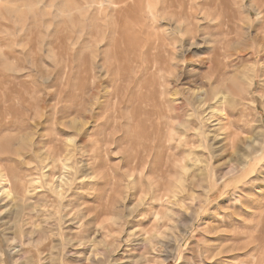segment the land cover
Instances as JSON below:
<instances>
[{"label":"rangeland","instance_id":"obj_1","mask_svg":"<svg viewBox=\"0 0 264 264\" xmlns=\"http://www.w3.org/2000/svg\"><path fill=\"white\" fill-rule=\"evenodd\" d=\"M255 37L264 0H0V264H264Z\"/></svg>","mask_w":264,"mask_h":264},{"label":"bare ground","instance_id":"obj_2","mask_svg":"<svg viewBox=\"0 0 264 264\" xmlns=\"http://www.w3.org/2000/svg\"><path fill=\"white\" fill-rule=\"evenodd\" d=\"M212 2V1H211ZM180 8H182L183 10H186L187 11V13L188 14H190L189 16H192L196 11L194 10V8H191L190 7V5H189V3H181V5L179 6ZM191 8V9H190ZM227 8H229V6L227 7ZM230 12V11H229ZM226 25H228V23L226 24ZM255 39L260 43V45L261 44H263V42L264 41H262V40H260L258 37H255ZM201 43V42H200ZM252 44V43H251ZM253 46V45H252ZM261 47H263V46H261ZM260 47V48H261ZM253 48V47H252ZM255 48V47H254ZM249 50V49H248ZM261 50H264V49H261ZM262 52V51H261ZM245 53H246V51L245 50H242V51H240V52H238L237 54H236V57H244L245 56ZM249 54H250V56L249 57H247V59L249 60V59H255L256 58V56H257V51H254V50H250L249 51ZM232 57V56H231ZM227 60H228V58H227ZM206 65V64H205ZM228 65V64H227ZM260 72V71H259ZM259 74V73H258ZM238 75H239V77H238ZM235 74L234 76H233V78H232V84L233 85H231L232 86V88H231V86L229 87V89L230 90H235V91H239L238 89H239V87H241V79H245V78H247L248 79V81L250 82V85L249 86H253L254 85V82H255V69H254V66H252L251 67V69H250V74L249 73H246V71H239V74ZM245 84V83H244ZM250 87V88H251ZM230 90H228V91H230ZM240 90H241V88H240ZM180 105V104H179ZM182 106V105H181ZM205 109V108H204ZM189 112V111H188ZM185 113H187V112H185ZM202 113V112H201ZM188 114V113H187ZM189 115H191L190 113H189ZM166 116V115H165ZM21 117V116H20ZM180 117V116H179ZM183 117V116H182ZM184 117H185V115H184ZM187 117V116H186ZM200 117H201V115H200ZM215 118V117H214ZM184 119V118H183ZM189 119H191V117L189 116ZM188 119V120H189ZM194 119V118H193ZM198 119H199V117H198ZM202 119V118H201ZM210 119V118H209ZM22 120V119H21ZM20 121V120H19ZM180 121V123H181V121H182V118H181V120H179ZM183 122V121H182ZM187 122V120L185 121V123ZM186 124H189V123H186ZM197 124H198V122H197ZM196 124V125H197ZM177 125V124H176ZM190 125V124H189ZM200 125V124H199ZM175 126V125H174ZM201 126V125H200ZM205 126V125H204ZM176 127H180L179 125L178 126H176ZM185 127V126H184ZM189 127V126H188ZM200 128V127H199ZM205 128V127H204ZM195 129V128H194ZM201 129V128H200ZM222 131V130H221ZM198 132H199V130H198ZM173 133V132H172ZM193 133V132H192ZM222 133V132H221ZM197 134V133H196ZM174 135V134H173ZM184 136V135H183ZM182 136V137H183ZM182 137H180V138H182ZM184 138V137H183ZM195 139V138H194ZM1 143V142H0ZM178 146L180 145V144H177ZM1 148V147H0ZM183 150V149H182ZM183 151H185V150H183ZM1 153V152H0ZM170 161V160H169ZM209 249H211L210 247H209ZM207 253V252H206ZM208 255H209V253H208ZM206 261V260H205Z\"/></svg>","mask_w":264,"mask_h":264}]
</instances>
